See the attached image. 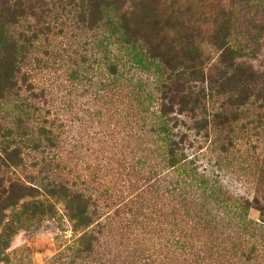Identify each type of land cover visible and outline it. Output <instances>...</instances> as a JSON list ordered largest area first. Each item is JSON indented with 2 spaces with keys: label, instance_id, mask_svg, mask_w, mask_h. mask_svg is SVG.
<instances>
[{
  "label": "trees",
  "instance_id": "16d2710c",
  "mask_svg": "<svg viewBox=\"0 0 264 264\" xmlns=\"http://www.w3.org/2000/svg\"><path fill=\"white\" fill-rule=\"evenodd\" d=\"M249 2L263 9V40L254 48L264 56V0H0V252L29 219L53 217L60 203L78 233L61 260L124 262L91 257L106 203L90 187L92 174L72 164L83 138L71 133L74 107L91 106L99 124L117 115L138 138L158 140L164 171L130 161L139 187L189 167L204 200L215 194L221 169L199 165L200 156L217 147L219 164L239 135L264 131V66L243 58L233 32L237 9ZM260 170L262 187L231 195L227 209L264 238ZM180 183L177 176L167 186ZM143 248L132 263L155 258L156 247Z\"/></svg>",
  "mask_w": 264,
  "mask_h": 264
},
{
  "label": "rangeland",
  "instance_id": "374dc122",
  "mask_svg": "<svg viewBox=\"0 0 264 264\" xmlns=\"http://www.w3.org/2000/svg\"><path fill=\"white\" fill-rule=\"evenodd\" d=\"M262 10L256 2L240 5L233 21L234 36L246 55L243 58H249L254 67L264 66L262 47L254 48L263 40ZM83 101L86 103V96ZM116 116L99 124L102 117L91 116V106L87 105L74 107L70 116L75 119L71 133L83 137L82 147L71 155L72 164L92 174L90 187L106 203L102 211L106 228L91 257L133 264V257L139 252L145 257L141 250L150 245L156 247V254L146 260L147 264H264V238L252 236L243 224V216L232 217L227 204L231 195L250 197L255 187H262L264 131L248 140L246 133L244 137L237 135L240 143L234 145L228 158L219 159V164L215 163L220 155L217 147L212 155L200 156L199 165L210 162L209 168H219L223 175L214 185L215 194L204 200L201 190L192 186L189 167L139 187L136 177L140 174L131 168L130 161L141 157L146 166L164 171L160 144L150 134L138 138L134 131L130 133L123 127L127 121H119ZM177 173L185 184L180 183V190H171L167 184ZM139 209L142 214H135ZM258 216L254 210L248 212L252 220ZM77 234L62 204L57 203L53 217H33L9 238L8 247L0 252V264H69L61 260L60 254H70L67 248ZM73 264L86 262L77 258Z\"/></svg>",
  "mask_w": 264,
  "mask_h": 264
}]
</instances>
